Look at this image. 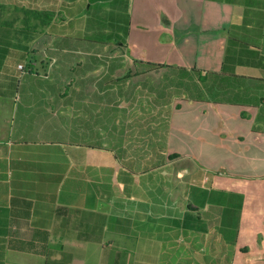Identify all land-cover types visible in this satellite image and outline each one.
I'll return each instance as SVG.
<instances>
[{
  "label": "crops",
  "instance_id": "crops-1",
  "mask_svg": "<svg viewBox=\"0 0 264 264\" xmlns=\"http://www.w3.org/2000/svg\"><path fill=\"white\" fill-rule=\"evenodd\" d=\"M156 2L168 35L132 55L25 29L66 1L0 0V264H264V0Z\"/></svg>",
  "mask_w": 264,
  "mask_h": 264
},
{
  "label": "rangeland",
  "instance_id": "rangeland-1",
  "mask_svg": "<svg viewBox=\"0 0 264 264\" xmlns=\"http://www.w3.org/2000/svg\"><path fill=\"white\" fill-rule=\"evenodd\" d=\"M61 1H66L70 5L59 6V14L53 17L48 30H46L47 34L51 36L53 45H57L58 48L70 49L71 52H75L79 48L106 47L110 49L119 47L124 51L130 48L129 52L133 55L134 49L142 48L141 45H143L144 52L152 53V47L146 43L137 42V39H141V34L146 38L144 41L150 43L154 42L155 37H157V42H162L163 36L168 35V31L163 29L164 23L161 22L164 14L168 11V6L156 2L157 0L148 1L150 15H147L143 21L136 16V11L141 9L138 2L134 4L133 0H127L129 24L125 23L123 18L115 16V13H120L123 9L121 6L123 2L120 0H102L98 3L97 8L92 7L88 13H81L83 10L80 2ZM79 1L90 4L94 0ZM127 26L129 28L126 38L127 45L120 47L119 44H123L122 40L126 34ZM27 29L30 32L35 31L30 25ZM68 56L77 58L74 53H68ZM115 56L120 57V55ZM115 56L112 55V57ZM236 261L239 264H252L247 258H237Z\"/></svg>",
  "mask_w": 264,
  "mask_h": 264
},
{
  "label": "trees",
  "instance_id": "trees-1",
  "mask_svg": "<svg viewBox=\"0 0 264 264\" xmlns=\"http://www.w3.org/2000/svg\"><path fill=\"white\" fill-rule=\"evenodd\" d=\"M100 1L102 0H94L92 2H90V4H84V2L81 3V8H82V12L81 13H88L91 11L92 7H96L99 5L98 3H100ZM123 2V4H121L122 6V11L119 13H115L116 17L119 18H123L124 22L129 24L130 20H128V1L127 0H120ZM25 18L23 19V25L25 27L26 30L28 25H30V19L34 18L36 16L38 23L36 24V29L38 31V33L40 34L41 32H45L50 25V21L53 19V17L56 16L55 13L52 12H45V11H40L38 10L37 12H27L25 13ZM33 24V23H31ZM35 25V24H33ZM32 25V28L35 29ZM31 26V25H30ZM129 33V28L127 26L126 29V34L123 38V44H119L120 47H123L127 45L126 42V38L128 36ZM57 47V45H56ZM103 48V47H101ZM119 48V47H118ZM140 63V62H137ZM144 65H148V66H152L155 67L154 69L160 68L159 65H155V64H150V63H144ZM182 71V70H180ZM194 72L197 74V78H198V94H197V99L198 101H209V102H214V103H223L222 101V94H221V84L220 82H218L217 84L215 83V81L217 80L216 78L218 76H220L221 74L217 73V72H213V71H205V70H194ZM179 79L182 80H189V76L187 73L182 74L179 76ZM210 79H214L215 81H213L214 83L210 84L209 81ZM209 80V81H208ZM235 102H232L231 104H233Z\"/></svg>",
  "mask_w": 264,
  "mask_h": 264
},
{
  "label": "built area",
  "instance_id": "built-area-1",
  "mask_svg": "<svg viewBox=\"0 0 264 264\" xmlns=\"http://www.w3.org/2000/svg\"><path fill=\"white\" fill-rule=\"evenodd\" d=\"M19 69H20L21 71H24L25 67H24L23 65H21V66H19Z\"/></svg>",
  "mask_w": 264,
  "mask_h": 264
}]
</instances>
